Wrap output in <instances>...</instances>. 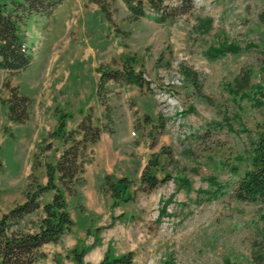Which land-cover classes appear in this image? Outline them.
Masks as SVG:
<instances>
[{
  "label": "rangeland",
  "instance_id": "obj_1",
  "mask_svg": "<svg viewBox=\"0 0 264 264\" xmlns=\"http://www.w3.org/2000/svg\"><path fill=\"white\" fill-rule=\"evenodd\" d=\"M106 1L111 22L92 2L61 0L48 17L31 14L17 26L31 62L16 74L0 70V99L7 95L2 87L6 80L30 104L23 123L8 121L0 105V128L5 126L0 140V215L24 198L31 180L33 139L41 140L55 129L60 113L68 129L88 110L96 116L97 66L107 68L129 57L135 70L161 83L176 59L182 81L170 90L183 109L178 125L187 132L181 136L175 131L171 116L157 109L152 93L143 87L153 102L147 95L138 104L150 114L154 110L146 126L150 145L157 148L147 162L155 155L150 169L160 181L147 192L141 190L139 180H127V208L136 212L128 224L144 228L157 243L159 254L153 252L149 264H264V208L233 195L237 180L250 169L257 137H264V0H201L197 6L191 0L187 12L160 24L130 20L121 0ZM109 44L121 52L105 51ZM227 44L235 49L214 55L218 45ZM54 54L66 63L56 65L58 74L57 68L49 67ZM95 57L107 65L99 61L93 68ZM185 71L193 73L195 83L187 80ZM118 99L114 95L113 103ZM110 108L111 116H120L118 106ZM39 141L38 164L32 170L38 182L45 176L42 163H53L63 146L52 138L49 148L45 149L47 140L38 148ZM89 152L88 143L85 153ZM92 156L81 172L86 185L75 186V193L66 196L72 221L69 235L83 232L89 244L111 221L110 215L80 209L84 195L92 200L86 194L91 190V174L100 165L97 154ZM129 186L134 188L129 191ZM50 197L51 192H46L39 202ZM38 216L37 211L26 215L17 228L35 230ZM69 257L73 260L71 253Z\"/></svg>",
  "mask_w": 264,
  "mask_h": 264
},
{
  "label": "trees",
  "instance_id": "obj_2",
  "mask_svg": "<svg viewBox=\"0 0 264 264\" xmlns=\"http://www.w3.org/2000/svg\"><path fill=\"white\" fill-rule=\"evenodd\" d=\"M61 0H10V5L0 0V70L9 74H16L25 69L31 62V55L26 46L20 40L17 26L27 16L41 15L48 17L55 6ZM127 11V18L136 20L146 17L154 23H163L173 19L177 14L187 12L191 0H180L178 6L170 7L163 4V0H121ZM97 6L106 21L111 22V16L106 0H87ZM229 44L218 45L214 49V55L224 51L234 50ZM98 74L95 85V96L103 108L101 114L104 123H93L90 112L84 113L73 128H65L64 114L60 113L55 129L49 131L37 144L52 138L59 139L62 148L54 160L43 162L45 180L40 183L32 173L38 164L37 153L32 157L24 198L21 202L13 203L12 206L0 215V264H38V258L43 256L39 247L44 243L57 242L60 237L70 231L72 221L67 211L66 196L75 193V186L83 183L81 172L83 164L91 160L92 152L85 153L87 144H93L102 130L112 132L110 125L111 108L107 102V89L104 86L108 80L118 83H135L139 88L143 87L141 69L132 67L131 58L122 59L120 68L105 69L96 67ZM185 77L189 82L195 83L193 73L185 71ZM2 87L7 90L5 98L0 99V104L5 106V118L8 121L23 123L27 119V108L30 100L19 93L16 85H9L6 80L2 81ZM143 116V120L146 119ZM264 128V119L261 122ZM5 131V126L3 127ZM50 141L46 142L45 149L50 147ZM155 156V155H154ZM154 156L143 167L139 181L142 191H150L160 181L150 169L154 164ZM153 163V164H152ZM128 181L119 178L109 180L105 175L100 188L107 191L112 199V206L118 201L127 202L130 197L125 193ZM46 192H51L49 201L40 203V197ZM235 199L243 202L260 204L264 208V137L260 134L251 149L250 169L244 171L237 180L233 190ZM38 212L35 230H21L18 223L28 214ZM264 218V213L261 214ZM73 260L76 264H82L83 251L71 249ZM132 254L126 252L119 256L108 258L104 255L95 264H130Z\"/></svg>",
  "mask_w": 264,
  "mask_h": 264
},
{
  "label": "crops",
  "instance_id": "obj_3",
  "mask_svg": "<svg viewBox=\"0 0 264 264\" xmlns=\"http://www.w3.org/2000/svg\"><path fill=\"white\" fill-rule=\"evenodd\" d=\"M142 18L154 23L146 17H139L136 20ZM65 40L70 42V39L67 37H65ZM108 49L114 50L116 53L121 52V50L118 51L117 48H114V45L110 44L105 48V51ZM99 61L102 60L100 58L96 59L95 57L93 68L96 67L98 63H101ZM102 63L105 62L102 61ZM64 64H66L64 59H59L56 54L51 55L49 67L57 68V74L60 71L56 65L63 66ZM105 65H107V63H105ZM121 65L122 59L114 61L107 68L104 65L99 66L109 69L120 68ZM146 67L148 68L149 65L146 64ZM95 73L98 77L97 72ZM104 86L107 89L106 97L108 105L110 107L118 106L120 109V116H111L110 112V127L112 132L102 130L99 133L98 139L91 144V152L97 154L100 165L97 171L91 174V190L86 194L88 197H91L92 200H86V196L84 195V202H82V208L80 209L83 211L89 210L92 213H97V215H110V226L106 229L101 228V232L94 234V241L91 244L87 243V239L83 232H80L78 237H70L69 232H67L64 233L57 242L42 244L39 249L44 253V257L40 259V264H75L69 257L71 249L83 251L82 264H95L104 255L110 259L126 252H131L132 254L130 264H144L146 259L152 256L153 252L154 255L159 254L157 251V243L153 241V239L148 238L147 231L144 228L134 227L128 224V218L136 213L128 211V202L120 203V201H118L116 205L112 206V199L108 192L100 188L105 175H107L111 181H115L119 178H125L128 181H138L140 173L147 162L149 153L156 151L157 148L155 145H150L146 126L147 123H149L148 116L152 118L151 116L154 114V110H152V114H150L138 104L141 98L147 95L151 97V95L147 93L143 87L139 88L135 83H118L108 80L105 82ZM114 95L119 98L118 103H113L112 100ZM96 101L100 106L99 109L97 108L96 116H92L91 110L87 112H90L92 119L96 122L95 124H97V122L103 123L104 120L101 116L103 108L97 98ZM0 105L5 108L3 104ZM143 116L147 118L143 120ZM139 124L140 128H138ZM65 128L68 129L66 125ZM142 128H145L144 131ZM3 134L4 131L2 127L0 128V140ZM39 140L40 138H36V140L33 139L34 143L31 142L32 157L36 149L35 144ZM100 140L101 143H99ZM39 180L40 183H43L45 178L43 177V179ZM83 182L86 185V178H84ZM133 188V186H129L127 189L131 191ZM145 197V200H147L148 194H146ZM89 203H91L92 206H90ZM144 204L145 202H142V205ZM97 224L99 223L97 222L96 225ZM86 233L91 234L89 230H86Z\"/></svg>",
  "mask_w": 264,
  "mask_h": 264
},
{
  "label": "built area",
  "instance_id": "obj_4",
  "mask_svg": "<svg viewBox=\"0 0 264 264\" xmlns=\"http://www.w3.org/2000/svg\"><path fill=\"white\" fill-rule=\"evenodd\" d=\"M168 0H164V3H167ZM195 6L201 3V0H192ZM169 77L162 75L161 83H155L150 81L144 74H141V77L146 82L147 89L152 93L156 107L158 110H161L163 114H168L173 119L175 126V131L177 133L181 132V136L184 135L187 131L179 126L180 114L182 113V107L178 98L173 94L171 88L178 87L182 81V74L179 69L178 60L174 59L169 65ZM169 89V90H167ZM157 213V212H156ZM150 260L146 264H149Z\"/></svg>",
  "mask_w": 264,
  "mask_h": 264
}]
</instances>
